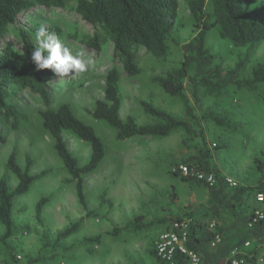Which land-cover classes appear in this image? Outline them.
Wrapping results in <instances>:
<instances>
[{
	"label": "rangeland",
	"instance_id": "374dc122",
	"mask_svg": "<svg viewBox=\"0 0 264 264\" xmlns=\"http://www.w3.org/2000/svg\"><path fill=\"white\" fill-rule=\"evenodd\" d=\"M177 20L169 43L166 58L158 59L142 49L139 53L141 73L129 77L120 70L118 94L121 100V119L133 117L137 124H154L157 121L146 115L140 105L145 101L164 110L178 120L186 121L191 135L182 129L168 136L136 137L130 141L116 140V132L105 122L96 121L91 112L96 100L103 98L105 75L110 69L113 46L108 45L99 54L68 43L65 36L76 30L80 33L91 28L72 11L34 7L22 13L15 27L21 29L50 28L58 26L62 31V43L72 50H85L92 54L94 66L85 73L56 79L62 83L52 92L51 109L69 104L74 115L91 126L105 148V155L96 170L82 176L87 211L78 203L75 182L67 172L54 149V141L44 129L40 113L46 108L38 96L18 93L17 104L25 119L13 130L0 125L4 142H0V177H5L10 188L17 185L16 177L7 168L12 152L20 168L31 159L30 174H46L35 181L29 191L15 199L12 210L13 234L4 240L5 228L0 224V264H158L151 252L158 236L168 231L176 218L193 216L210 228L215 220L205 217L207 209L205 190L181 177H174L171 168L179 163L188 164L189 158L199 156L208 149L212 154V171L234 179L238 185L249 189L258 184L264 173V88L256 91L226 90L218 99L206 96L202 90L195 93L188 80L184 81V94L193 107L198 121L190 120L182 102L166 93L155 81L168 72L178 69L183 60L181 46L191 40L198 28L189 10L190 0H177ZM211 12L208 2L205 13ZM8 43L14 50L21 44L11 34ZM206 47L210 50L214 65L223 73L242 64V74L249 77L252 69L264 61V41L234 47L222 39L217 28L208 31ZM203 115L222 118L225 122L240 124L239 131L216 125ZM71 155L80 167L89 161L90 146L68 131L62 132ZM252 192L241 199L235 211L224 213L222 228L227 237L221 242L218 256H223L242 238L241 219L247 207L253 205ZM46 199L39 219L36 205ZM247 205V207H246ZM141 218L140 230H125L128 223ZM191 220V219H189ZM80 221L72 235L58 238L60 232ZM118 230V232H116ZM99 237L98 245H90L87 239ZM264 257V243H253ZM216 249V248H215ZM213 249V251L215 250Z\"/></svg>",
	"mask_w": 264,
	"mask_h": 264
},
{
	"label": "trees",
	"instance_id": "16d2710c",
	"mask_svg": "<svg viewBox=\"0 0 264 264\" xmlns=\"http://www.w3.org/2000/svg\"><path fill=\"white\" fill-rule=\"evenodd\" d=\"M208 2L211 12L205 13ZM34 7L72 11L90 26L91 29L84 33L76 30L66 35L68 43L82 46L93 54H99L108 45L113 46V53L110 56L111 66L105 75L103 98L95 101L91 116L94 120L105 122L113 128L117 141L125 142L136 137L163 138L176 129H182L187 135H191V128L186 121L178 120L164 110L155 108L149 102L142 101L140 105L146 115L157 121L154 124L140 125L133 117L123 120L119 115L120 70L129 77L138 76L141 73L139 53L142 49L155 58H166L177 20L178 2L177 0H0V125L5 124L15 130L25 119L16 101L18 93H23V96L26 94L31 97L38 96L46 108L40 113L43 127L52 137L58 157L75 182L78 203L87 211L82 176L97 169L104 158L105 148L93 128L80 121L69 104H62L55 110L50 108L52 92L62 81L59 80L54 84L53 82L60 77L55 76L50 69L37 71L31 61L38 28L15 27L17 18ZM189 10L199 31L181 46L183 60L180 67L168 72L165 77L155 78V81L166 93L178 98L182 102L186 116L197 122L198 118L193 113V107L184 94L185 80L190 83L194 96L198 90H202L206 96L214 99L223 96L231 87L248 91L264 88V61L252 69L249 77L242 74L241 63L223 73L214 65L212 54L206 47L207 33L215 27L219 36L234 47H244L264 41V0H190ZM47 29L55 32L62 41V31L58 26ZM11 34L21 44L20 50H14L8 43ZM203 118L211 119L218 126L225 125L235 131L240 129V124L225 122L219 117L203 115ZM63 131L71 132L90 146V158L83 167H80L71 155L62 137ZM0 142H4L1 131ZM212 157L211 152L206 149L201 151L199 156L190 157L187 165L195 167L206 175L212 174L216 181L213 186L172 174L205 190L207 209L203 215L211 216L215 220L214 228L209 229L200 222L194 221L192 215L186 217L191 219L187 247L199 255L201 264H216L220 260L218 249L221 247V242L228 238L227 229L220 227L224 221L223 214L242 206L241 199L248 192L264 190V173L258 184L251 189L241 185L229 188L226 177L220 175L217 170L212 171L210 163ZM31 165V159L27 157L25 168H20L16 154L12 152L7 159V168L16 177L17 185L10 188L7 179L0 177V224L5 228L4 240L13 234L12 210L15 199L26 194L32 184L46 174L43 171L36 176L31 175ZM45 202L46 199L42 198L36 205L38 219ZM251 207L246 208L248 211L241 219L242 238L232 248L241 247L246 241L252 244H257L259 241L264 243V223L247 228ZM93 214V211H87L86 217L90 218ZM182 220L186 219L176 218L171 224ZM140 222L141 218L137 217L135 222L126 224L124 229L140 230L143 227ZM79 226L80 221L60 232L58 238L72 235ZM217 234L221 237V244L219 243L213 251L210 243ZM86 241L90 245H98L99 237H90ZM254 249L255 254H261L256 247ZM151 254L158 262L154 250ZM28 263L31 264V259ZM177 264H186V259L179 257Z\"/></svg>",
	"mask_w": 264,
	"mask_h": 264
},
{
	"label": "built area",
	"instance_id": "2783aa9c",
	"mask_svg": "<svg viewBox=\"0 0 264 264\" xmlns=\"http://www.w3.org/2000/svg\"><path fill=\"white\" fill-rule=\"evenodd\" d=\"M171 173L203 182L208 186H213L216 183L212 174L206 175L195 167L184 163L174 165L171 168ZM226 183L229 188L238 186L236 181L231 178H226ZM252 199L253 205L247 228H253L264 223V190L253 192ZM190 223L191 220L189 219L175 221L171 224L168 231L158 236L154 246L158 264H177L179 257H184L186 264H201L199 255L187 247ZM213 228L214 224L212 223L209 229ZM220 242L221 237L217 234L210 243V247L215 249ZM254 250L253 244L250 241H246L241 247L230 249L216 264H264L263 255L255 254Z\"/></svg>",
	"mask_w": 264,
	"mask_h": 264
},
{
	"label": "clouds",
	"instance_id": "9594fccd",
	"mask_svg": "<svg viewBox=\"0 0 264 264\" xmlns=\"http://www.w3.org/2000/svg\"><path fill=\"white\" fill-rule=\"evenodd\" d=\"M35 41L31 61L37 71L50 69L55 76L63 78L69 73H85L95 64L92 54L82 49L73 54L55 32L44 26L36 30Z\"/></svg>",
	"mask_w": 264,
	"mask_h": 264
},
{
	"label": "crops",
	"instance_id": "0c3cea01",
	"mask_svg": "<svg viewBox=\"0 0 264 264\" xmlns=\"http://www.w3.org/2000/svg\"><path fill=\"white\" fill-rule=\"evenodd\" d=\"M226 178H229V177H226ZM231 179H232V178H231ZM233 180H234V179H233ZM234 181H235V180H234ZM236 183H237V182H236ZM237 184H238V183H237ZM224 254H225V253H224ZM224 256H225V255H223V257H224ZM223 257H222V258H223ZM222 258H221V256H220V258H219V259H222Z\"/></svg>",
	"mask_w": 264,
	"mask_h": 264
}]
</instances>
